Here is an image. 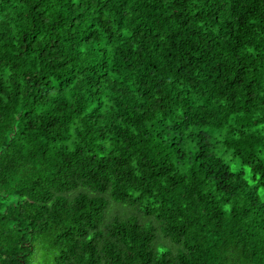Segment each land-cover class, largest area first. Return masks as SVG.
<instances>
[{
	"label": "trees",
	"instance_id": "16d2710c",
	"mask_svg": "<svg viewBox=\"0 0 264 264\" xmlns=\"http://www.w3.org/2000/svg\"><path fill=\"white\" fill-rule=\"evenodd\" d=\"M261 188L264 0H0V264H264Z\"/></svg>",
	"mask_w": 264,
	"mask_h": 264
},
{
	"label": "rangeland",
	"instance_id": "374dc122",
	"mask_svg": "<svg viewBox=\"0 0 264 264\" xmlns=\"http://www.w3.org/2000/svg\"><path fill=\"white\" fill-rule=\"evenodd\" d=\"M228 161H230V159H228ZM230 165L234 171H238L240 169V166L236 163H230ZM243 173H244L245 179H247V181L250 184H252L253 183L252 182V174L249 171L248 167L243 168ZM259 194H260V190H259ZM260 196H261V194H260ZM261 199L264 200V196H261ZM113 217H118V218L134 217L141 224H143L145 222L141 213L138 212L137 210H135L133 208H128V207L122 206L120 204H113L110 202V204H108V210H107L105 217H104V220H103L104 224L108 223Z\"/></svg>",
	"mask_w": 264,
	"mask_h": 264
},
{
	"label": "snow or ice",
	"instance_id": "6c2138e0",
	"mask_svg": "<svg viewBox=\"0 0 264 264\" xmlns=\"http://www.w3.org/2000/svg\"><path fill=\"white\" fill-rule=\"evenodd\" d=\"M260 194H261V196H264V188L260 189ZM89 239H92V238L89 237ZM161 251H164V249H161Z\"/></svg>",
	"mask_w": 264,
	"mask_h": 264
}]
</instances>
